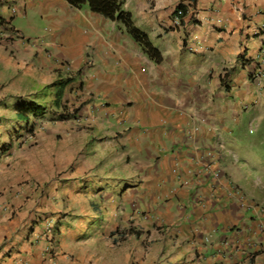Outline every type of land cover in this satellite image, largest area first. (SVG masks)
Segmentation results:
<instances>
[{
	"label": "crops",
	"instance_id": "0c3cea01",
	"mask_svg": "<svg viewBox=\"0 0 264 264\" xmlns=\"http://www.w3.org/2000/svg\"><path fill=\"white\" fill-rule=\"evenodd\" d=\"M120 2L160 50L161 63L152 62L141 50L134 53L133 48L138 49L134 40L88 5L78 9L66 0H0V18L21 35L0 41V141L8 144L13 131L26 124L18 116L17 104L39 99L47 86L64 78L74 83L91 55L94 62L80 73L90 96L79 111L84 121L75 122L87 127L81 132L89 137L83 140L84 147L112 154L121 149L125 157L119 162L139 161L137 189L143 199L161 195L157 211L164 214L163 228L157 232L163 234L153 244L160 249L151 257L142 255L140 263L264 264L262 207L243 206L232 188H246L252 180L250 159L241 158L239 151L237 157L247 163L233 164L224 161L221 152L224 148L234 152L248 143L247 139L221 143V129L233 135L248 114L241 103L264 104V0ZM13 4L18 9L15 15ZM178 10L181 23L175 25ZM40 39L47 42L53 58ZM64 60L70 61L71 70L61 64ZM258 69L263 71L256 77ZM191 118L200 131L184 135ZM63 127L69 136L79 135L67 124ZM8 199L16 210L22 206L19 214L26 217L12 218L0 205V264L119 261L112 250L98 256L90 248V255L82 256L64 230L54 229L49 237L42 231L43 222L30 211L32 199ZM4 201L7 197L0 198V204ZM225 239L230 240L228 245ZM47 246L57 248L55 257L46 253Z\"/></svg>",
	"mask_w": 264,
	"mask_h": 264
},
{
	"label": "rangeland",
	"instance_id": "374dc122",
	"mask_svg": "<svg viewBox=\"0 0 264 264\" xmlns=\"http://www.w3.org/2000/svg\"><path fill=\"white\" fill-rule=\"evenodd\" d=\"M109 21L118 31L121 30L134 40L123 24ZM39 27L42 29L44 25L40 23ZM40 42L45 47V53L53 58L52 51L48 49L49 45L45 44L47 42L41 39ZM134 42L138 49L140 48L138 50L134 47V53L142 51L152 62L163 61L161 56V62H156L144 51L143 46L135 40ZM65 62L66 67H70L68 60L62 61L61 64L65 66ZM93 62V56L90 55L77 72L79 79H74V83L67 85L62 102L68 106L71 113H75L71 119L61 120L55 116L54 112L61 110L54 103L56 82L46 89L44 95L35 99L44 104L46 110L40 112L37 117L31 116L29 124L15 129L8 144H4L6 146L0 141V198L7 197V201L0 205L4 206V211L12 215V218L16 216L24 219L26 215L19 214L22 206L16 210V204L9 203L8 197L11 196L10 202L16 197L21 201L32 199L33 207L30 211L33 209V217H39L42 222L45 219L52 220L51 230L55 229L60 233L64 230L67 240L77 243L76 250L82 256H89L91 249L98 252V256L112 250L119 257L115 264H141L139 258L142 255L148 254L147 256L151 257L160 249L159 244H153L154 238L163 234L161 230L157 232L163 228L160 222L164 214L157 211L162 205L161 195H149L143 199L141 191L137 189V185L141 184L135 169L140 166L139 161L131 157L129 163L124 160L119 162L125 157L121 149L117 154H112L111 150L84 147L83 140L88 141L89 137L81 132L87 127H79L77 123L84 121L79 111L85 103V98L88 99L90 95L86 94V81L81 75ZM69 78H64L61 82H67ZM69 92L76 96L75 101L73 96H69ZM241 107L243 111H247L248 117L245 115L242 125L232 133L233 135L221 129V143L225 144V141L232 139H247L248 143L243 142L234 152L232 148L221 149V152H224V161L232 160L233 164L247 163L237 157L239 151L241 158L250 159L249 172L252 174V180L246 188L239 185L232 188L246 203H243V206H260L264 214V104L261 100L259 104L253 100L242 102ZM192 122L191 118L188 126L184 128V135L192 129L200 131L198 126L191 124ZM199 122L203 123L201 120ZM64 124H67L71 131L77 130L79 135L69 136V131L64 130ZM89 131L90 129L83 132ZM182 138L184 140L185 136ZM210 158L209 164H213L215 159L211 155ZM205 169L204 172L209 170ZM214 178L216 179L215 176ZM151 188L157 190L153 186ZM144 221L149 223L145 224ZM130 228L140 230L142 236L136 238L125 235V230ZM45 251L54 257L58 252L57 248L51 246L46 247Z\"/></svg>",
	"mask_w": 264,
	"mask_h": 264
},
{
	"label": "trees",
	"instance_id": "16d2710c",
	"mask_svg": "<svg viewBox=\"0 0 264 264\" xmlns=\"http://www.w3.org/2000/svg\"><path fill=\"white\" fill-rule=\"evenodd\" d=\"M69 5L74 8L81 9L85 5H88L90 10L96 14H100L105 18L123 24L132 38L143 46L144 51L156 62H161V52L154 46L149 35L141 30L133 21V16L130 11L123 9L122 3L120 0H66ZM71 80L67 82L57 83L56 88V98L55 105L57 108L61 109L60 111H55V116L61 120H68L75 113H71L68 109V106L63 104L62 100L66 93L67 85H69ZM49 86H47V89ZM18 116L22 121H25L29 124L31 116L37 117L40 112L46 110L44 104L38 102L37 100H32L27 103H19L16 106ZM123 185V184H120ZM125 235L128 236H141L142 233L140 230L130 228L125 230Z\"/></svg>",
	"mask_w": 264,
	"mask_h": 264
},
{
	"label": "built area",
	"instance_id": "2783aa9c",
	"mask_svg": "<svg viewBox=\"0 0 264 264\" xmlns=\"http://www.w3.org/2000/svg\"><path fill=\"white\" fill-rule=\"evenodd\" d=\"M11 9H12V13L14 15L18 12V9H17V7L14 4L11 7ZM181 14H182V10H178L177 11V14H176V16H175V18L173 20L175 25H179L181 23V17H182ZM7 37H9V38L12 37V38H15V39H19V38H21V35L18 32L12 30L9 27L7 21L2 20V18H0V41L7 39ZM261 61L264 64V60L261 59ZM262 71H263L262 69H258L256 71V73H255L256 74V77L261 76ZM52 223L53 222L50 219H45L44 222H43L44 229L48 233L52 229Z\"/></svg>",
	"mask_w": 264,
	"mask_h": 264
},
{
	"label": "clouds",
	"instance_id": "9594fccd",
	"mask_svg": "<svg viewBox=\"0 0 264 264\" xmlns=\"http://www.w3.org/2000/svg\"><path fill=\"white\" fill-rule=\"evenodd\" d=\"M11 29L13 30V28H11ZM65 66H66V62H65ZM42 229H43V230H42ZM42 229H41L42 231H46V230L44 229V226H42ZM232 230L235 231V230H237V229H236V227H233ZM51 232H52V230H51L49 233H51ZM49 233H47L48 237H49ZM227 241H229V243H230V240L227 239V240L225 241V242H226V243H225L226 245H228V242H227ZM47 247H48V246H47Z\"/></svg>",
	"mask_w": 264,
	"mask_h": 264
}]
</instances>
